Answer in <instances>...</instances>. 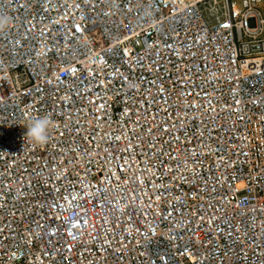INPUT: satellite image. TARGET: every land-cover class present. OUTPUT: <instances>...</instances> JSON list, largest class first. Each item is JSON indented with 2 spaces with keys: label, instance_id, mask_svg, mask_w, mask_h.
<instances>
[{
  "label": "built area",
  "instance_id": "built-area-1",
  "mask_svg": "<svg viewBox=\"0 0 264 264\" xmlns=\"http://www.w3.org/2000/svg\"><path fill=\"white\" fill-rule=\"evenodd\" d=\"M0 19V264H264V0Z\"/></svg>",
  "mask_w": 264,
  "mask_h": 264
},
{
  "label": "clouds",
  "instance_id": "clouds-1",
  "mask_svg": "<svg viewBox=\"0 0 264 264\" xmlns=\"http://www.w3.org/2000/svg\"><path fill=\"white\" fill-rule=\"evenodd\" d=\"M6 23L5 19H0V26ZM51 121L48 116L33 119L27 125V131L24 136H27L31 143L40 145L47 142L49 138V129Z\"/></svg>",
  "mask_w": 264,
  "mask_h": 264
}]
</instances>
